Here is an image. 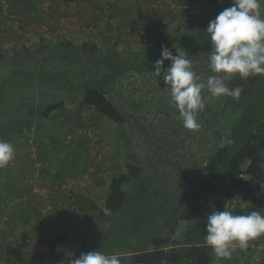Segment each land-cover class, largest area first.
I'll return each mask as SVG.
<instances>
[{
    "label": "rangeland",
    "instance_id": "rangeland-1",
    "mask_svg": "<svg viewBox=\"0 0 264 264\" xmlns=\"http://www.w3.org/2000/svg\"><path fill=\"white\" fill-rule=\"evenodd\" d=\"M4 1L16 19L0 17V82L11 76L0 97V139L11 143L15 154L7 167L0 168V185L4 186L0 206L33 204L34 210L24 215L0 209V264H68L67 253H73L75 259L95 250L92 243L83 248L86 231L98 237L97 244L106 253L127 252L157 230L163 236L172 234L173 245L181 242L192 223L181 219L176 223L178 204L187 199L189 178L198 171L214 133H198L183 126L168 85L155 72L133 71L121 78L113 97L128 114V122L121 127L82 106L81 92L68 93L42 75L61 73L64 66L72 71L77 84L86 76L85 65L114 62V50L154 51L158 60L165 45L186 31L191 18L201 14L208 27L221 11L232 6V0L209 7L207 0H72L68 4L50 0L44 17L40 15L42 0H0V15ZM261 10L264 12V4ZM40 22H46L51 32L62 30L61 43L91 44L83 63L71 69L66 66L67 58H60L69 49L44 47L50 37L40 30ZM79 54L76 51L72 61ZM188 58L196 73L200 58ZM61 60L64 65L57 66ZM204 62L210 65V61ZM165 63L166 68L171 64ZM15 70L23 72L15 74ZM204 76L206 81L210 74ZM64 97V105H58L46 118L42 110ZM207 100L219 106L221 98L210 95ZM129 152L135 154L142 171L128 189L126 206L112 216L106 206L109 185L114 175L127 170ZM34 175L48 191L47 201L28 185ZM258 192L264 194V185ZM237 204L245 206L233 199L229 210L234 213ZM16 221L19 231L27 226L28 235L14 231ZM58 234L63 236L65 248L50 262L48 248ZM247 248L246 255L231 264H259L251 253L264 255V234L250 240ZM219 260L215 264H224Z\"/></svg>",
    "mask_w": 264,
    "mask_h": 264
},
{
    "label": "trees",
    "instance_id": "trees-1",
    "mask_svg": "<svg viewBox=\"0 0 264 264\" xmlns=\"http://www.w3.org/2000/svg\"><path fill=\"white\" fill-rule=\"evenodd\" d=\"M71 1L64 0V3L68 4ZM220 1L207 0V6L215 5ZM261 15L264 17L263 10ZM206 29L201 14H197L190 19L184 33L176 34L165 45L174 55L177 54V48H180L187 57L193 56L195 60L200 58L197 60L195 71L202 81L206 78L204 74L220 75L212 72L210 65L204 62V60L210 61L212 50V42L208 38ZM48 42L44 47L69 49L65 50L60 58H67L66 66L71 69L73 65L83 63L84 57L88 55L85 52L91 46V44L84 46L85 43L82 44L84 47L77 46L70 41L61 43L60 39ZM69 47H73L74 50H70ZM76 51H80V54L72 61ZM113 53L117 57L114 62H102V65L98 66L85 65L83 73L86 76L82 80L78 79L81 82L77 84L74 82L76 77L73 76L72 71L64 66L60 70L61 73L56 71L42 76L49 84L65 89L68 93L72 90L81 92L82 106L93 108L121 127L128 122V114H125L121 106L113 100L117 85L128 72H155L154 62L157 59L154 51L143 53L114 50ZM63 63L61 60L57 66H62ZM164 66L166 68L167 64L165 63ZM19 72V70L14 71L15 74ZM42 73L46 72L43 70ZM160 78H163V74ZM10 80L11 76L0 82V97ZM224 82L230 89L241 88L238 98L220 96V105L214 106L207 100L211 94L207 89L202 90L206 107L197 116L200 124L198 133L213 132L215 137L207 154L203 156L198 171L190 176V186L185 194L187 199L179 202L177 209L180 213L175 217L176 223L181 219L190 221L192 225L185 231L183 240L175 245L172 244V234L163 236L161 230H157L156 234L149 235L143 243L127 252L119 253L121 264H215L220 260L214 256L211 246L205 242L208 214L214 210H229L233 199L245 204V206L235 205L237 207L234 208L233 214L247 215L252 211H260L263 214L264 194H259L258 189L264 185V74L245 79L237 74L230 80L225 79ZM65 101L66 97L59 103L49 105L42 110V113L49 118L51 112L58 105H64ZM18 129L22 131V125ZM134 156L135 154L131 152L126 154L127 170L111 178L106 206L112 216L124 209L127 196L130 195L128 189L137 183L141 174L142 168L136 164ZM172 229L174 231L175 226ZM84 236V250L92 243L95 250L102 251L97 244L98 237L94 233L86 231ZM64 248L63 236L58 234L49 245L46 258L54 262ZM248 251L249 248L237 247L231 259H222V261L224 264L236 263Z\"/></svg>",
    "mask_w": 264,
    "mask_h": 264
},
{
    "label": "clouds",
    "instance_id": "clouds-1",
    "mask_svg": "<svg viewBox=\"0 0 264 264\" xmlns=\"http://www.w3.org/2000/svg\"><path fill=\"white\" fill-rule=\"evenodd\" d=\"M264 0H232V6L221 11L206 29L212 42L210 68L223 76H209L206 81L193 71L191 60L177 48V54L165 47L161 58L154 62L157 77L170 90L172 104L179 111L183 126L198 130V113L205 109L206 100L202 90L207 89L213 97L232 96L238 98L241 88L230 89L224 82L235 75L245 79L264 74V17L261 7ZM171 61L165 68V61ZM14 158V146L0 139V168L8 166ZM205 242L211 246L217 259H231L237 247L246 249L248 242L264 234V214L252 211L247 215H236L230 210H214L207 216ZM68 264H121L118 254H107L100 250L81 253Z\"/></svg>",
    "mask_w": 264,
    "mask_h": 264
},
{
    "label": "built area",
    "instance_id": "built-area-1",
    "mask_svg": "<svg viewBox=\"0 0 264 264\" xmlns=\"http://www.w3.org/2000/svg\"><path fill=\"white\" fill-rule=\"evenodd\" d=\"M49 7H50V0H42V5L40 7V15L43 17L46 16L47 12L49 10ZM0 17H3V18L10 17L11 19L13 17V19H16V15L12 14L9 11L8 4L5 1H4V5H3V11H2V14L0 15ZM16 26H18V22L15 23V27ZM49 27L50 26L46 22H40V30L45 33V36L50 37V41L61 38L59 36H62V34H63L62 30H57V31L55 30L54 32H51L49 30ZM30 131H31V128L26 130L27 133ZM35 163H38V165L41 166V162H35ZM28 185H30L32 187V192L34 194L39 195V196L41 194V197L47 201V197H48L49 193L47 190H45L44 188H42L40 186L35 175L33 177H31V179L28 181ZM24 197L27 198L28 197L27 194ZM8 210L10 211V208H8ZM43 211H45V210H43ZM2 222L3 221L0 220V226H3ZM0 246H1V241H0ZM251 257H252V260L255 261L256 263L264 264V255L261 254L260 252H252Z\"/></svg>",
    "mask_w": 264,
    "mask_h": 264
},
{
    "label": "crops",
    "instance_id": "crops-1",
    "mask_svg": "<svg viewBox=\"0 0 264 264\" xmlns=\"http://www.w3.org/2000/svg\"><path fill=\"white\" fill-rule=\"evenodd\" d=\"M34 1L35 0H25V2H30V3H34ZM122 2V1H121ZM125 6V5H124ZM119 8L121 9L122 8V6H120L119 5ZM14 154H15V152H14ZM3 187L4 186H1L0 185V189L1 190H3ZM5 192H3V194H4ZM21 194V193H20ZM1 200H3V198L1 197ZM43 204H44V201H43ZM31 206H34L33 204H30V205H22V206H20L19 204L17 205L16 204V206L14 207V206H0V209L1 210H6L7 212H14V214L18 211V212H21V213H23L24 215H27L30 211H32V210H34V208L33 207H31ZM8 208H10V211L8 210ZM15 210V211H14ZM263 214H264V211H263ZM11 224V223H10ZM9 224V225H10ZM18 227H20V224L16 221V222H14V227H13V229H14V231H16V233H18V234H20V232H24V234L23 235H28V233L27 232H25V230L27 229V226H26V228H23V230H20L19 231V229H18ZM6 230V229H5ZM5 230H3L4 232H5ZM4 232L2 233L3 235H2V241L4 242L5 241V234H4ZM31 235L32 234H34V233H30ZM35 234H37V231H35ZM6 239H8V240H10L11 239V237H9L8 236V238H6ZM37 240H40L38 237L36 238ZM3 244V243H2Z\"/></svg>",
    "mask_w": 264,
    "mask_h": 264
}]
</instances>
